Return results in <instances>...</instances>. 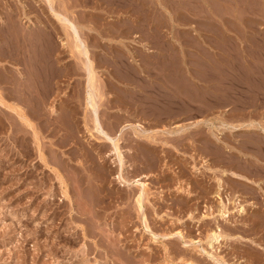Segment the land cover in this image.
Masks as SVG:
<instances>
[{
	"label": "rangeland",
	"instance_id": "obj_1",
	"mask_svg": "<svg viewBox=\"0 0 264 264\" xmlns=\"http://www.w3.org/2000/svg\"><path fill=\"white\" fill-rule=\"evenodd\" d=\"M43 2L0 0V264H79L80 257L88 259L89 264L96 261L100 264H181L184 260L216 264L199 248L187 245L177 236L162 238L167 247V258L161 242L152 240L151 233L142 228L135 203L138 186H131L129 190L120 185L111 160L107 159L97 166L89 161L84 167L78 162V158L84 159L79 143L69 139L70 143L63 145L62 141L69 136L65 131L69 121L61 115L63 112L60 113L61 117L53 115L51 109L53 106L57 109L60 106L63 108V105L70 106L74 114L71 119L74 122L77 120L78 138L83 139L84 112L80 99L84 68L78 60L69 59L70 55L65 49L58 48L59 38L64 31ZM56 2L59 9L66 10L72 18L81 22L83 36L88 41L91 56L100 73L98 83L103 87L109 86L108 91L111 92L105 95L109 100L106 103L110 102L113 94L124 93L126 89L130 93L135 86L131 84L133 87H129L130 84L117 80L116 68L111 60L116 55L127 61L130 58L131 65H135L142 76L145 72L160 75L162 69H167L168 81L171 80L167 82L170 106L154 99L152 104L157 101L158 104L150 107L148 104L142 105L140 94L135 99L134 95H126L127 99L123 98L125 100L120 101V106L105 108L106 115L102 117L106 124L118 118L122 123L142 120L148 128L163 124L174 126L176 123L189 125L200 119L205 122L187 129L184 133H190L191 137L190 134L186 135V139L177 134L159 133V139L151 143L152 147L145 150L141 146L148 155L154 153L153 165L139 161L135 163L130 155L137 157L139 153L137 146H133L136 142H125L128 164L131 163L127 169L128 177L142 178L144 174L148 175L145 209L150 229L157 233L180 230L186 240L194 238L200 241L201 246H207L205 238L215 222L201 216L207 205L215 206L217 201L213 197L216 185L212 178L213 171L200 159L204 153L217 175L221 174L223 168L231 169L261 184L250 183L243 177L235 178L232 174L224 177V195L238 194L248 213L239 216L235 212L231 214L230 221H220L229 238L216 244L214 253L231 264H264V249L261 248V245L264 246V144H261L264 132L259 128H228L229 124L245 121L264 124V0ZM52 24L57 27H51ZM37 26L41 28L40 33L51 36L48 48L55 43L56 54H47V57L46 54H38L37 37L33 40L32 36L38 35ZM166 40L170 42L167 49ZM175 40L184 43L185 54L176 52L179 47ZM48 48L45 50L47 53ZM60 49L61 53L58 52ZM162 49L168 56L166 60L163 54H156ZM166 50L172 54H166ZM43 56L51 58L52 68L48 65L45 67L47 70L43 66L41 69H45L41 77L44 90L50 93H41L43 97L37 105L39 108H34L32 103L38 99V90L33 91L34 81L40 77L37 66ZM137 57H148L147 61L157 60L155 68H140L142 65L135 60ZM17 68L25 73L23 81L12 77L13 73L19 72ZM48 69L52 71L51 77ZM47 75L48 79L45 78ZM118 88L119 91H116ZM129 99L131 103L126 102ZM125 106L131 109V114L125 111ZM18 113L29 119L38 132L39 140L34 136V129L27 126ZM53 127L56 129L53 130ZM212 130L223 132V141L221 144L218 141L217 150L200 144V141L191 144L193 136L205 135L215 139ZM251 134L256 138L251 139ZM223 143H226L225 146ZM227 144L229 146L226 147ZM88 146V152L97 153L93 150L94 147L97 149L96 144L93 148ZM52 147L57 149L64 163L52 159L49 149ZM60 149L66 151L62 153ZM149 149H153V152ZM218 150L225 154L216 161L214 155ZM71 154L74 157L70 160ZM41 155L49 159L48 164L40 158ZM103 165L108 169V176L105 191L100 195L97 175L98 167ZM193 165L199 168L197 173ZM57 171L65 179L64 184L58 178ZM78 178L82 179V183H78ZM180 182L189 183L193 196L188 197L177 190ZM66 185L73 200L75 212L72 213L69 211L70 202L64 199L63 188ZM102 195L104 202L99 205L97 202ZM233 206L232 203L231 209ZM84 229L87 234L83 233Z\"/></svg>",
	"mask_w": 264,
	"mask_h": 264
},
{
	"label": "bare ground",
	"instance_id": "obj_2",
	"mask_svg": "<svg viewBox=\"0 0 264 264\" xmlns=\"http://www.w3.org/2000/svg\"><path fill=\"white\" fill-rule=\"evenodd\" d=\"M40 1V0H39ZM44 2V6L46 4V6L48 7L49 11H50V14L52 17H54V19L58 22L59 25H61L63 31H64V34L59 38V47L58 48H63L65 49V51L70 55L69 59H76L78 60V62L81 64V66H83L84 68V82H83V91L81 92V99L80 101L82 102V105L83 106V125H82V128L84 129V132H85V135L82 137L83 139H79L78 138V135H77V132H78V127L76 124V122H74L71 118L74 116L73 114V109L71 110V107L70 106H67L65 107V105H63V108L62 106H60V109L58 108H55L54 106L52 107L51 109V112L53 113V115H57L59 116L61 112H63L61 115H63L64 118H67L68 119V125L66 126V130L68 133H69V136H66V139H64L62 142H63V145L64 146H67L66 144L67 143H70L69 142V139L71 141H76L79 143V149L83 150L84 154V159L81 158L82 155H80V158H78V162H81L79 164H82L84 167H85V164L86 162H89L91 161L92 164H94V166H97L99 164H102L104 161L106 162L107 159L108 160H111V163H113L117 170V175L116 177L119 179V182H120V185L122 186H126L129 190L131 188V186H134V185H137L138 186V192L136 194V198H135V203L137 205V210H138V216H140V219H141V223H142V228H144L146 231H149V233H151V238L152 240L154 241H159L161 242L162 246H163V249L166 251L167 253V247H166V244L163 242L162 238H172V236H177L178 238H180L182 241H185V243L189 246H193V247H197L199 248V250L203 253H205L208 257H210L216 264H231L229 262H227L225 259H223L222 257L220 258L218 255H216V253H214V250L216 248V244H221L223 240H226L229 238V235L227 232H224L221 224H220V221L221 220H225L226 222L227 221H230V216L231 214L233 213H237L239 216L241 215H246L248 213V209L246 208L245 204L241 202V198L239 197L238 194L234 195V196H225L224 195V192H225V180H224V177L229 175V174H232V176L234 175L235 178L236 177H243L245 178V180L249 181L250 183L251 182H254L256 183L257 185H261L260 183H258L257 181H254L250 178H248L247 176H245L244 174L242 173H239V172H236L234 170H227V169H222L221 171V174L220 175H217L216 173V169H214L211 164L209 163V159L207 156L201 154L200 155V159L203 161V164L205 166H207L208 169L212 170L213 171V174H212V178L215 179V182H216V185H215V190L213 192V197L216 198V205H207V209L204 211V213L202 214L201 218L202 219H212L214 220L215 222V226L211 228V230L207 233L206 235V238H205V242H206V247L204 246H201L200 245V241L199 240H195L194 238H190V239H185V235L182 231L180 230H177L175 232L173 231H169V232H164V233H157L155 231H153L152 229H150L149 225H148V222H147V215L146 214V209H145V201H146V197H147V185H148V182H147V177L148 175L144 174L141 177L139 178H131L130 176L128 177V174H127V169L129 167V165L131 164H128V160H127V155H126V150L124 148V144L125 142L127 143H133V142H136L133 144V146L135 147V145L137 146V151L139 152L137 157H134V154L130 155L131 156V159H134L133 161L136 163V162H140V163H145L147 164L148 166L152 164V160H153V154L150 153L149 155L147 154V152H144L143 150V147L145 150H147V148H149V146H151V143L153 144V142L156 141V139H159L157 138L159 135V133L161 134H167V135H175L177 134L180 135V136H183L185 138V136L189 135L190 133L188 134H185L184 132L189 129V128H193V127H198L200 126L202 123H205L204 120L200 119V120H197V121H192L189 123V125H182L180 123H176L174 126H168L166 124H163L161 127H157V128H148L144 123L143 121H136V122H131V121H124L123 123L120 121V119L118 118V120H115V121H111L110 123L108 122L106 124V120L104 121L103 117L105 114V108H110L112 105H115V106H120V101L122 100H125L127 99L126 95H130V96H133L134 95V99L137 95L140 94V102L142 103V105H146L148 104L147 106H150V107H156L157 105L155 104H152V100H160L162 102V104H165V105H168L170 106L171 103L168 102V76H167V72L165 69H162V72H160L161 74L158 75L157 73H154L152 74L151 72H145V74L143 73V76L140 74L141 72H139V70L135 69V65H131L132 62L129 61L130 58H128V61L126 59H123L121 56H113L115 58L111 59L112 60V66H114L116 68V72H117V75H118V78L117 80H120L121 81H124L125 84H130L128 85L129 87L132 85H135L134 86V89H131L130 93H127V91L129 89H126L124 90V93L121 92V93H115L110 96H112L110 98V102L109 103H106L107 101H109L108 99L106 100L105 98V95H107L110 91H108L109 89V86L106 87V85L103 87L101 86V84L98 83V78H99V71L97 70L96 68V64H95V61L94 59L92 58L91 54V48L88 44V41H86V38H84L83 36V32H82V25L77 22L74 18H72L69 14V12L67 13L66 10L64 9H59L57 7V2L56 0H43ZM70 1V0H68ZM94 1V0H93ZM118 2H122L123 1L125 2V0H116ZM151 1V0H150ZM154 1V0H153ZM229 1V0H228ZM38 2V1H36ZM135 2V0H134ZM179 2V1H177ZM39 3V2H38ZM99 3V2H98ZM115 3V2H114ZM140 3V2H139ZM149 3V2H148ZM180 3V2H179ZM95 4V3H94ZM126 4V3H125ZM136 4V3H135ZM229 4V3H228ZM42 5V4H41ZM82 5V4H81ZM116 5H119V3H117ZM62 6V5H61ZM59 6V7H61ZM73 6V5H72ZM104 6V5H103ZM113 6V3L112 5ZM121 6V5H120ZM127 6V5H126ZM129 6V4H128ZM137 6V5H136ZM145 6V5H144ZM143 6V7H144ZM66 7V6H65ZM71 7V6H70ZM116 7V6H115ZM130 7V6H129ZM132 7V6H131ZM142 7V6H141ZM153 7V6H152ZM214 7V6H213ZM224 7V6H223ZM232 7V6H231ZM151 8V7H150ZM133 9V8H131ZM258 9V8H257ZM121 10V8H120ZM213 12V11H212ZM71 13V12H70ZM152 13V12H151ZM210 14V13H209ZM143 15V14H142ZM150 16V15H149ZM101 17V16H100ZM147 17V16H145ZM130 18V17H129ZM210 18V17H209ZM83 19V18H82ZM96 20V19H95ZM79 21V20H78ZM151 21V20H150ZM53 22V21H52ZM6 23V22H5ZM22 23V22H21ZM88 25V24H87ZM86 25V26H87ZM85 26V25H84ZM89 26V25H88ZM87 26V27H88ZM91 26V24H90ZM34 27V26H33ZM40 27V26H39ZM38 28V35L34 34L32 36H34L33 40H37V47H38V54H46L45 56L47 57V54H56V45L55 43L51 46V48L49 49L47 43H49V41L51 40V36L47 35L43 32L40 33L41 31V28ZM51 27H53V24L51 25ZM55 28L57 26H54ZM53 27V28H54ZM110 27V26H109ZM137 27V26H136ZM33 29V28H32ZM88 29V28H87ZM130 29V28H129ZM22 30V29H21ZM60 30V29H59ZM112 30V29H111ZM124 31V30H123ZM36 32V31H35ZM50 32V31H48ZM92 32V31H91ZM100 32V31H99ZM30 33V32H29ZM52 33V32H51ZM126 33V32H125ZM21 34V32H20ZM60 35V34H59ZM15 37V36H14ZM53 37V36H52ZM24 40V39H23ZM6 41V40H5ZM36 42V41H35ZM2 44V43H1ZM46 44H47V48L49 49L48 53L47 51V48H46ZM4 45V44H3ZM9 45V44H8ZM25 46V45H24ZM43 46V49H41ZM56 46V47H55ZM57 48V49H58ZM23 51V50H22ZM55 51V52H54ZM59 53H61V49L60 51H58ZM26 55V54H25ZM98 55V54H97ZM159 55V54H158ZM145 56V55H144ZM143 56V57H144ZM46 57H42L40 60H39V64L37 67H39L40 69V77H36L34 83H35V86L32 88L33 91H35V89H37V96H38V99L36 101H33L34 103L33 104V107L37 106L40 104V102L42 101V95L45 93V94H48L50 93L48 90L46 92L45 87L43 86L42 84V74H43V70H45L48 65L49 67L51 66V61H49V59H51L49 57V59H46ZM151 57V56H150ZM155 57V56H154ZM153 57V58H154ZM160 57V56H159ZM162 57V56H161ZM160 57V58H161ZM163 59L166 60L167 57L165 56V54H163ZM38 58V57H37ZM138 58V57H137ZM135 58V60H138V62L140 63V68H142L143 66H145L146 68L147 67H150L151 69H154L155 68V63L156 61H147L149 60L148 57L147 59L146 58H142V59H137ZM48 61H46V60ZM73 59V60H74ZM110 59V58H108ZM152 59V58H151ZM158 59V58H157ZM162 59V60H163ZM134 60V61H135ZM163 60V61H164ZM180 60V59H178ZM1 61V60H0ZM28 61V60H27ZM55 61V60H54ZM53 62V61H52ZM76 62V63H78ZM137 62V64H138ZM161 62V61H160ZM41 63H43L44 65H42ZM134 63V62H133ZM54 64V62H53ZM108 64V63H107ZM136 64V65H137ZM157 65V64H156ZM159 65V64H158ZM169 65V64H168ZM42 66L45 68L43 70L42 69ZM162 66V65H160ZM159 66V68H160ZM138 67V66H137ZM157 67V66H156ZM166 67V66H165ZM1 68V67H0ZM52 68V66L50 67ZM112 68V67H111ZM162 68V67H161ZM164 68V67H163ZM18 69V68H17ZM20 69V68H19ZM18 69V70H19ZM79 69V68H78ZM122 69V71H121ZM144 69V68H142ZM169 69V68H168ZM26 70V69H25ZM47 70V69H46ZM110 70V69H109ZM141 70V69H140ZM182 70V69H181ZM180 70V72H181ZM49 71V69H48ZM48 75H49V72H50V77L53 75L51 74L52 71H49ZM111 71V70H110ZM6 72V71H5ZM12 72V71H11ZM46 72V71H45ZM143 72V71H142ZM179 72V71H178ZM179 72V74H180ZM46 73V74H47ZM54 73V71H53ZM170 73V72H169ZM174 73V72H173ZM183 73V72H182ZM4 75H6L5 73H3ZM24 74L25 73H22L20 70L18 73H13L12 77L14 76L18 81L20 80H24ZM45 74V73H44ZM3 75V77H4ZM48 75L47 77L45 76L46 79H48ZM62 75V74H61ZM110 75V74H109ZM170 75V74H169ZM181 75V74H180ZM8 76V75H6ZM5 76V78H7ZM10 76H8L9 78ZM184 77V76H182ZM181 77V78H182ZM53 78H55L53 76ZM27 79V78H26ZM51 79V78H50ZM185 79V77L183 78ZM2 81V79H0ZM14 80V79H13ZM116 80V81H117ZM172 80H175V79H172ZM17 81V82H18ZM159 81V82H158ZM161 82V83H160ZM19 83V82H18ZM27 83V82H26ZM46 83V82H45ZM110 83V82H109ZM119 83V82H118ZM123 83V82H122ZM121 83V84H122ZM51 84V83H50ZM173 84V83H172ZM192 84V83H191ZM20 85V84H19ZM45 85V84H44ZM180 85V84H179ZM21 86V85H20ZM44 88H43V87ZM116 86V85H115ZM124 86V85H123ZM18 87V86H17ZM36 87V88H35ZM127 87V85L125 86ZM133 87V86H131ZM170 87V86H169ZM26 88V87H25ZM136 88V89H135ZM125 89V88H124ZM23 90V89H22ZM119 91V88L116 89V91ZM176 90V89H175ZM21 92V90H19ZM25 91V90H24ZM31 90H29V93H30ZM114 90V92H116ZM121 91V90H120ZM172 90L170 89V92ZM179 91V90H178ZM129 92V91H128ZM185 92V91H184ZM32 93V91H31ZM34 93V92H33ZM42 93V95H41ZM111 93V92H110ZM174 93V91H173ZM25 94V93H24ZM35 94V93H34ZM171 94V93H170ZM21 95V94H20ZM32 95V94H30ZM174 95V94H173ZM28 96V95H26ZM33 96V95H32ZM42 96V97H41ZM129 96V97H130ZM242 96V95H241ZM214 97V96H213ZM234 97V96H233ZM31 98V97H30ZM34 99H36L35 97H33ZM46 98V97H45ZM78 98V97H77ZM119 100H118V99ZM125 98V99H123ZM132 98V97H131ZM139 98V97H138ZM201 98V97H200ZM19 100V99H18ZM21 100V99H20ZM32 100V99H31ZM106 100V101H105ZM130 100V99H129ZM197 101V100H196ZM28 102V101H27ZM127 103H131V100L130 101H126ZM181 102V101H180ZM239 102V101H238ZM79 103V102H78ZM125 103V101H124ZM77 104V103H76ZM139 104V103H138ZM158 104V103H157ZM44 105V104H43ZM69 105V104H68ZM126 105V104H125ZM180 105V104H179ZM205 105V104H204ZM219 105V104H218ZM130 106H132L130 104ZM183 106V105H182ZM34 107V108H35ZM38 107V106H37ZM113 107V106H112ZM126 107V106H125ZM128 107V106H127ZM125 109V111H128L129 113L131 112V109L129 110V107ZM143 107V106H141ZM189 107V106H188ZM39 108V107H38ZM119 108V107H118ZM134 108H135V103H134ZM180 108V107H179ZM13 109V108H11ZM122 109V108H121ZM124 109V108H123ZM136 109V108H135ZM169 109H172L169 108ZM196 109V108H195ZM34 110V109H33ZM62 110V111H61ZM158 111V110H157ZM172 111V110H171ZM187 112V111H186ZM20 113V112H19ZM18 113V114H19ZM22 113V112H21ZM143 113V112H142ZM176 113V112H174ZM131 114V113H130ZM60 115V116H61ZM42 116V115H41ZM142 116V115H141ZM19 117L24 120L26 123H27V126H31L33 129H34V136L36 137L37 140H39V136H38V132L35 130L34 126L30 123L29 119H27V117H25V115L23 114H19ZM47 117V116H46ZM50 117V116H49ZM55 117V116H53ZM62 117V116H61ZM60 117V118H61ZM126 117V116H125ZM164 117V116H163ZM177 117V115H176ZM175 117V118H176ZM180 117V116H179ZM56 118V117H55ZM111 118V117H110ZM150 118V117H149ZM48 119V118H47ZM59 119V118H57ZM76 119V118H75ZM107 119V118H106ZM127 119V118H126ZM129 119V118H128ZM173 119V118H172ZM248 119V118H247ZM124 120V118L122 119V121ZM156 121V119H155ZM158 121V120H157ZM264 122V120H263ZM106 124V125H105ZM162 124V123H161ZM160 124V125H161ZM213 124V123H212ZM52 125H54L52 123ZM58 125V124H57ZM61 125V124H60ZM214 125V124H213ZM153 126V125H152ZM55 127H56V124H55ZM242 127H248L249 130L251 129H260L262 130V132H264V124L258 122V121H245V122H242V123H239V124H229L228 125V128L232 129V130H238ZM211 128V127H210ZM221 128V127H220ZM56 129L53 127V130ZM213 129V128H211ZM258 129V130H259ZM248 130V129H247ZM191 132V131H190ZM192 133V132H191ZM198 134V132H197ZM200 134V133H199ZM207 134V133H206ZM212 134L215 135V139H212L208 136H202V137H195L193 136L191 139H193V141H191V144L192 142H195V141H200L201 143L200 144H203L204 146H207L208 148L212 149V150H217L218 149V141H220V144L222 143V134L223 132L222 131H213L212 130ZM82 136V135H81ZM179 136V138H180ZM259 136V135H258ZM64 137V136H63ZM69 137V138H68ZM162 137V136H161ZM190 137H191V134H190ZM214 137V136H213ZM239 137V136H238ZM250 137V136H249ZM81 138V137H80ZM251 139H255L256 136L254 137V135L251 134ZM259 138V137H258ZM258 138L256 140H258ZM186 139V138H185ZM190 139V140H191ZM262 139V138H260ZM42 141V140H41ZM164 141V140H163ZM259 141V140H258ZM262 141V140H261ZM39 142V141H38ZM168 142V141H167ZM167 142L165 144H167ZM158 143V142H157ZM169 143V142H168ZM97 145V149H94L93 150H96L97 153H93L92 154L90 152L87 151L88 149V145H91L93 148L94 145ZM128 144V145H129ZM172 144V143H171ZM194 144V143H193ZM224 146L226 143H223ZM246 144V143H245ZM261 144H264V140H263V143ZM60 145V144H59ZM242 145V144H241ZM259 145V144H258ZM54 146V145H53ZM62 146V147H64ZM143 146V147H141ZM229 146L228 144L226 145V147ZM246 146V145H245ZM261 146V145H260ZM152 147V146H151ZM71 148V147H70ZM132 148V147H131ZM131 148L129 150H131ZM136 148V147H135ZM246 148V147H245ZM50 149V152L52 154V159H56L58 160L61 164L64 163V160L61 156H59V154L56 152L57 149H54L53 147L52 148H49ZM134 149V148H133ZM206 149V148H205ZM221 149V148H219ZM61 150V149H60ZM71 150V149H70ZM223 150V149H222ZM248 150V149H247ZM48 151V150H47ZM62 153L64 151H66L65 149L61 150ZM104 151V152H103ZM150 152H153V149H149ZM211 151V150H209ZM260 152V151H259ZM73 153V152H72ZM149 153V152H148ZM80 154V153H79ZM216 155H214L216 157V161H217V158H219L220 156H223V154H225V152L221 151V150H218V153L217 151L215 152ZM77 155V153H76ZM255 155H258V154H255ZM46 156V155H45ZM133 156V157H132ZM73 154L69 155V159H73ZM230 157V156H229ZM259 158L261 157L260 155L258 156ZM40 158L42 160H44L45 164H48V160L46 159V157H43V155L40 156ZM130 158V157H129ZM214 158V157H213ZM244 158V157H243ZM263 158V157H262ZM221 159V158H220ZM230 159V158H229ZM264 159V158H263ZM256 160V159H255ZM55 161V160H54ZM225 161V160H224ZM133 162V163H134ZM56 163V162H55ZM220 163V162H219ZM263 163V162H262ZM104 164V163H103ZM157 164V163H156ZM242 164V163H241ZM107 165V164H106ZM111 165V164H110ZM153 165V164H152ZM246 166V165H245ZM255 166H257L255 164ZM258 167V166H257ZM263 167V166H262ZM99 171H98V175H97V182L100 181V186H98V191L101 194L104 193L105 191V184H106V180H107V176H108V169H106V166L103 165L102 166H99L98 167ZM193 170L197 173L199 171V168H197L196 165H193L192 166ZM247 168V167H246ZM244 168V169H246ZM238 169V168H237ZM94 170V169H93ZM259 170V169H258ZM95 171V170H94ZM262 171V170H261ZM77 172V171H76ZM260 172V171H259ZM56 173H58V178L61 180V182L64 184L65 182V179L63 178V176L60 175V173L57 171ZM215 173V174H214ZM220 173V172H219ZM79 175V174H78ZM96 176V175H95ZM211 176V175H210ZM80 177V175H79ZM206 177V176H205ZM258 177V176H257ZM232 178V177H231ZM92 179V178H91ZM90 179V180H91ZM234 179V178H233ZM77 180V179H76ZM162 180V179H161ZM240 180V179H239ZM79 181V182H78ZM78 183H82V179H79L78 178ZM95 181V180H94ZM242 182V181H241ZM102 183V184H101ZM203 184V183H202ZM209 185V184H208ZM248 185V184H247ZM68 185L64 186L65 188L64 189V199H66V201L70 204V207H69V211L70 213H72L74 211V207H73V200H72V196L70 194V190L68 189L67 187ZM88 188V187H87ZM94 188V187H93ZM61 190V189H60ZM90 190V189H89ZM122 190V189H121ZM128 190V191H129ZM177 190L180 191V192H184L187 194L188 197L190 196H193V190L190 188V185L188 182L186 183H182L180 182L179 185L177 186ZM86 191V190H85ZM131 192V191H130ZM92 193V192H91ZM116 193V192H115ZM108 194V193H107ZM118 194H119V191H118ZM51 196V194H50ZM97 196V195H96ZM99 196V195H98ZM97 196V197H98ZM129 197V196H128ZM87 198V197H86ZM63 199V201H64ZM88 199V198H87ZM214 199V198H213ZM94 200H95V197H94ZM99 201L97 202L99 205L103 204L104 202V198H103V195L102 197L100 196V198L98 199ZM65 202V201H64ZM54 203V202H53ZM234 204L233 208L231 209V204ZM135 205V206H136ZM75 212V211H74ZM258 212V211H257ZM264 220V219H263ZM140 223V224H141ZM85 230V229H84ZM144 230V231H145ZM84 234H87L86 233V230L85 232H83ZM92 233V232H91ZM96 233V232H95ZM94 233V234H95ZM160 237V238H159ZM202 244V243H201ZM209 247V248H208ZM261 248L264 249V246L261 245ZM165 253V254H166ZM84 257V256H83ZM166 257L168 258V253L166 254ZM88 259H84L81 257L79 258L78 260V263L79 264H89ZM97 260V259H96ZM93 264V263H92ZM94 264H100L99 262H94ZM181 264H197L195 261H192V260H188V261H183L181 262Z\"/></svg>",
	"mask_w": 264,
	"mask_h": 264
},
{
	"label": "crops",
	"instance_id": "obj_3",
	"mask_svg": "<svg viewBox=\"0 0 264 264\" xmlns=\"http://www.w3.org/2000/svg\"><path fill=\"white\" fill-rule=\"evenodd\" d=\"M174 43H176L178 45V47H179L176 52L178 54H185V49L186 48H185L184 43L181 40H175ZM165 44H166L165 46H166V49H167V47L170 44L169 40H166ZM164 50L165 49H162V50L158 51V53H156V54H164ZM166 54H172V53H170V51L166 50Z\"/></svg>",
	"mask_w": 264,
	"mask_h": 264
}]
</instances>
